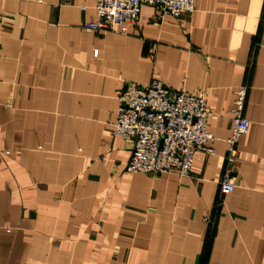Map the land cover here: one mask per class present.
Here are the masks:
<instances>
[{
    "label": "crops",
    "instance_id": "crops-1",
    "mask_svg": "<svg viewBox=\"0 0 264 264\" xmlns=\"http://www.w3.org/2000/svg\"><path fill=\"white\" fill-rule=\"evenodd\" d=\"M95 19L93 0H0V264H264V0L142 5L124 35ZM152 78L206 98L214 152L188 175L125 171L117 90ZM243 83L249 129L219 197Z\"/></svg>",
    "mask_w": 264,
    "mask_h": 264
},
{
    "label": "built area",
    "instance_id": "built-area-1",
    "mask_svg": "<svg viewBox=\"0 0 264 264\" xmlns=\"http://www.w3.org/2000/svg\"><path fill=\"white\" fill-rule=\"evenodd\" d=\"M142 5L156 8L160 16L177 17L193 13L195 0H93L96 19L85 22L83 28L127 34L136 25ZM247 91L245 83L233 90L232 128L226 139L228 166L218 182L219 197L235 189L230 163L238 153L239 137L249 129V120L244 115ZM116 97L112 134L132 143L126 172L154 175L173 172L184 176L190 173L198 151L214 152L211 146L214 136L206 123L211 112L203 93L173 90L158 78H152L145 85L122 83Z\"/></svg>",
    "mask_w": 264,
    "mask_h": 264
},
{
    "label": "rangeland",
    "instance_id": "rangeland-1",
    "mask_svg": "<svg viewBox=\"0 0 264 264\" xmlns=\"http://www.w3.org/2000/svg\"><path fill=\"white\" fill-rule=\"evenodd\" d=\"M68 264H76V263H68Z\"/></svg>",
    "mask_w": 264,
    "mask_h": 264
}]
</instances>
